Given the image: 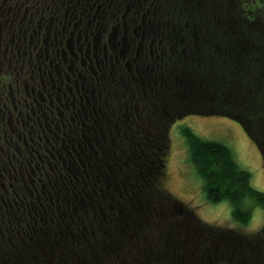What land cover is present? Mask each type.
<instances>
[{
    "label": "trees",
    "instance_id": "1",
    "mask_svg": "<svg viewBox=\"0 0 264 264\" xmlns=\"http://www.w3.org/2000/svg\"><path fill=\"white\" fill-rule=\"evenodd\" d=\"M75 52L80 106L49 123ZM191 115L238 121L264 158V0H0V264H264V227H213L165 185L171 127ZM181 133L207 199L249 224L251 172Z\"/></svg>",
    "mask_w": 264,
    "mask_h": 264
},
{
    "label": "rangeland",
    "instance_id": "2",
    "mask_svg": "<svg viewBox=\"0 0 264 264\" xmlns=\"http://www.w3.org/2000/svg\"><path fill=\"white\" fill-rule=\"evenodd\" d=\"M184 126L205 140L221 142L230 147L241 167L251 172L253 187L264 192V158L241 123L227 117L191 115L175 122L170 130L165 185L171 195L213 227L247 234L260 232L264 227V209L255 208L250 223L241 225L234 221L228 201L212 203L207 199L203 180L189 161L188 145L181 133Z\"/></svg>",
    "mask_w": 264,
    "mask_h": 264
},
{
    "label": "flooded vegetation",
    "instance_id": "3",
    "mask_svg": "<svg viewBox=\"0 0 264 264\" xmlns=\"http://www.w3.org/2000/svg\"><path fill=\"white\" fill-rule=\"evenodd\" d=\"M109 41H111V39H109ZM100 45H102V44H100ZM109 48H110L109 45L103 46L104 50L108 51ZM83 49H84V46H81L80 50H79V52L81 54H83L85 52V51H83ZM85 49L87 50V53H88L87 55H89V57L92 58V59L91 58L89 59V62H90L91 65H89V63H88V65L90 66V70L94 71L93 58L96 57V55L94 54V52H96V47H92V45H88ZM72 55H73V58H72L73 59V64H72V66L69 65V71L68 72L67 71H60L59 73H57V82L59 83V85H57V90H56V86L54 84L52 86L51 91H52V95L55 93V100L49 101V103H50V106L52 108L56 109L57 118H49V119H47L46 121H49V123L55 122V123H61V124L64 123L65 124L69 120L67 119L68 117L66 116L67 114H66V112H64V110L68 111L71 108H78V105L80 106V103L76 100V98H77V94L78 95L81 94V92H79V86L84 82V78H83L84 75H83L82 71H80L79 66H86L87 63L85 61H83L82 63H79V54H76V52L73 53ZM50 65L52 66V63ZM46 72H47V74H46ZM43 78L47 82L49 81V83L52 80L53 81L55 80V77H53V72L51 70H46L45 73H44ZM24 80L26 81L27 78L24 79ZM45 80H42V82H41L42 85H44V86H45V83H46ZM31 88H32V90H30V93L33 92V94H34L35 91H34L33 87H31ZM27 92L29 94V90ZM37 94H40L42 96L40 88H38ZM33 102L26 101V106L24 105L25 108L31 109L33 111L34 109H36V107L39 108V106L42 105V104H39L36 101H35V104L32 105ZM70 106H72V107H70ZM72 122H74L73 118H72ZM57 130H58V132L60 131V129H56V131ZM42 139L43 138H41V140ZM43 140L46 141V145L47 146L51 147V149L50 148L48 149V147H46L47 153L50 156L53 155L52 154L51 141L48 138V136L47 135L44 136ZM56 152L58 154L57 150H56ZM45 196H47V195H45ZM50 199H51V196H47L45 198V202L41 204L42 208L45 209L46 205H47V207H49L48 203H50ZM36 224H38V222Z\"/></svg>",
    "mask_w": 264,
    "mask_h": 264
}]
</instances>
